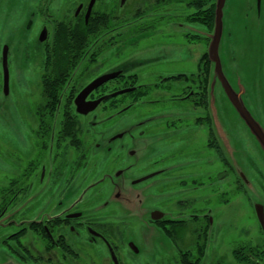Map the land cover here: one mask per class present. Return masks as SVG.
I'll list each match as a JSON object with an SVG mask.
<instances>
[{"label":"flooded vegetation","instance_id":"af4514ba","mask_svg":"<svg viewBox=\"0 0 264 264\" xmlns=\"http://www.w3.org/2000/svg\"><path fill=\"white\" fill-rule=\"evenodd\" d=\"M216 1L0 0V100L19 95L25 106L12 115L13 149H0L6 257L226 264L217 248L239 227L231 263L264 264V82L246 176L208 113ZM151 88L168 97L146 103L205 114H131ZM225 124L237 140L240 129ZM198 133L208 136L201 151Z\"/></svg>","mask_w":264,"mask_h":264},{"label":"rangeland","instance_id":"374dc122","mask_svg":"<svg viewBox=\"0 0 264 264\" xmlns=\"http://www.w3.org/2000/svg\"><path fill=\"white\" fill-rule=\"evenodd\" d=\"M244 3L242 0H235L232 3V0H228L226 4V19H225V30H224V38H223V44L227 48L226 50L223 51L222 55V61L224 65V72L230 81V84L235 90H238V85L235 82V80L232 77V70L230 69L233 67L234 64L239 65L237 71L239 73V76L243 79V81H247V76H249L248 68L245 67L246 63L243 61L242 53H243V40L251 35H254V23L256 18L252 15L249 14L250 10L245 9ZM167 42L173 43L174 39H163ZM238 52L239 54V61H235L234 63L232 62V58L235 56L234 53ZM164 64V63H161ZM163 67H166V70L172 71L176 70L178 68V64L176 62H169L163 65ZM156 69H161V66H154ZM153 69V67H152ZM227 69V70H226ZM246 70V71H244ZM212 73V71H211ZM264 81V79H263ZM257 83H259L257 81ZM257 85V84H256ZM255 87L251 88L250 91L253 93V89L255 93L260 91V88ZM215 96L218 102V93L217 89H215ZM165 97H168L167 94L164 92L161 93V90L155 91L154 88L150 89V92L148 94V97L144 99V101H140L138 106L135 108L136 112H133L131 114H158V112H164V113H169V114H205L204 111H195V112H189L187 107H185V104H162V103H146L145 101H154L156 99H164ZM249 103L247 104V107L249 110H252L256 114H260L259 110V104L256 103L255 99L253 96L248 98ZM261 103L264 106V99L261 100ZM208 104H209V98H208ZM216 109L220 112L221 116V122L222 125L225 129V133L227 134L226 139H229L230 143V149L231 153L229 155L228 150L226 149V155L229 157V162L233 164L234 166L238 165V168L241 169L242 173H244L246 176H249L250 174L248 171L245 170V166L250 163L251 161V153L249 152L250 148V143L251 139L249 136H251L250 131L248 127L245 125L244 121L241 119L240 115L236 113V111L233 109V107L229 104L227 97L221 101V103H217ZM24 107L22 103H20V96H14V97H8L3 100H0V114L2 117H0V149L7 151L6 149H13L11 146V137H12V115L13 114H21L24 112ZM134 109V110H135ZM210 114V111L208 112ZM225 115V118L223 115ZM253 115V114H252ZM224 118V120H223ZM229 120L232 127L239 128V135L237 140L232 139L231 133L228 134V128L226 127V120ZM225 121V122H224ZM219 125V123H217ZM225 139V140H226ZM208 141V136L206 134L198 133L194 135V138L192 140L193 143V148L195 150L199 149V151L202 150L203 145L206 144ZM222 146L225 147V145L222 143ZM228 146V144H226ZM237 155L236 151L240 153ZM206 156H211L210 160H213L214 157L212 156L213 153L209 152L205 153ZM210 154V155H209ZM214 161V160H213ZM236 162V163H234ZM8 163L11 164V161L8 160ZM243 174V175H244ZM235 182V176L233 174L229 175L227 177V183H232L234 186ZM1 186V182H0ZM227 199H230V194H229V186H227ZM244 209V208H242ZM245 213V212H242ZM252 235L254 236V233L252 232ZM224 243L217 248V254L220 255L226 264H232L231 260L232 259V250L234 249L235 245L231 244V241L234 239H238L240 237V231L239 227L233 228L231 230L225 231L224 235ZM2 236H0V241H1ZM214 257L212 256V250L207 254V258L205 262L212 261ZM0 264H22L20 261H18L15 258L6 257L5 253H2L1 247H0Z\"/></svg>","mask_w":264,"mask_h":264},{"label":"water","instance_id":"95a60500","mask_svg":"<svg viewBox=\"0 0 264 264\" xmlns=\"http://www.w3.org/2000/svg\"><path fill=\"white\" fill-rule=\"evenodd\" d=\"M235 0H232V3ZM245 9H249L256 20L254 23V35H251L243 40V61L246 63L245 67L248 68L249 76L247 81L239 76L237 71L239 65L234 64L230 69L232 70V77L238 85V90H235L230 81L228 80L222 61L223 51L221 49L224 38L225 19H226V4L228 0H217L216 6V18L214 32L211 34V45L209 49V55L212 62V73L209 85V111L212 114L216 126H214L215 132L219 136L220 144L225 145L224 151L228 148L229 139H226L227 134L221 122L220 112L216 109L217 99L215 96L216 84L220 83L225 96L228 99L229 104L233 107L237 114L240 115L245 125L251 129V133H254L257 127H260L251 114H256L252 110H249L246 103H249L248 98L253 96L250 91L255 87L257 81L262 84L264 79V0H242ZM232 62L239 61L238 52L234 53ZM227 70V69H226ZM246 71V70H244ZM254 92V89H253ZM78 105V101H77ZM97 104L94 105L96 107ZM217 121L219 125L217 124ZM229 134V133H228ZM258 134L262 136V131L259 130ZM226 139V140H225ZM226 152V151H225Z\"/></svg>","mask_w":264,"mask_h":264},{"label":"trees","instance_id":"16d2710c","mask_svg":"<svg viewBox=\"0 0 264 264\" xmlns=\"http://www.w3.org/2000/svg\"><path fill=\"white\" fill-rule=\"evenodd\" d=\"M216 6H217V1H216ZM216 6H215V14H216ZM211 15L213 16V8H212ZM211 25H212L213 32H214V28H215V21H213V20H212V23H211ZM213 32H212V33H213ZM211 41H212V40H211Z\"/></svg>","mask_w":264,"mask_h":264}]
</instances>
